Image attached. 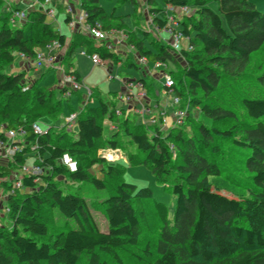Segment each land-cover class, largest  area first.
Wrapping results in <instances>:
<instances>
[{
  "label": "trees",
  "instance_id": "1",
  "mask_svg": "<svg viewBox=\"0 0 264 264\" xmlns=\"http://www.w3.org/2000/svg\"><path fill=\"white\" fill-rule=\"evenodd\" d=\"M121 1L136 5V0ZM155 1L147 0L146 6L153 24L160 29L167 23V7H188L194 12L179 22L192 51L182 48L180 55H175L168 46L155 44L154 52L144 47L143 41H133L139 53L153 63L181 66L178 78L170 75L174 94L184 102V116L180 125L166 132L148 131L140 122L133 124V130L126 117L122 129L127 144L133 143L136 153L143 155L140 165L149 167L175 197L172 214L167 205L153 200L151 190L125 183L121 165L108 164L104 179L89 175L92 167L106 163L92 158V154L103 138L101 121L107 117L112 120L115 108L101 102L97 108L81 112L75 137L64 147L53 142L50 125L43 136L35 137L30 130L32 123L20 117L12 121L10 117V107L22 99L40 108L53 99V112L60 114L65 107L63 91L60 98L52 92L45 97V88L37 83L32 92H22V73H0V97L4 99L0 103V140L4 141L1 133L5 125L7 130L24 128L27 142L10 161L11 167L0 166V177H7L13 166L20 170L28 167V157L37 162L33 167L49 171L23 176V188L31 192L22 196L18 192L7 196L10 183L0 182L10 209L5 219L12 223L10 230L0 229V264H80L83 260L106 264L105 258L122 264L120 252L137 250L140 245L142 222L151 210L143 203H152L160 229L153 247L147 245L140 255L133 254L138 264H264V70L250 86L240 89L237 103L225 90L230 80L243 83L240 79L252 56L264 47V11L258 10L254 0H164L163 10L152 7ZM81 7L87 12V24L99 26L104 11L98 0H85ZM54 41L63 45L65 38L40 12L31 13L22 29L10 28L6 19H0V60L5 63L14 61L12 52L34 59L39 50ZM77 43L72 44L68 58ZM101 57L119 62L107 52ZM71 73L80 81L77 72ZM222 94L227 95L225 99ZM191 110L198 112V118L191 116ZM120 131L119 127L106 140L109 149L119 148ZM222 141L241 154L239 168L247 177L243 197L229 198L212 188L211 180L221 177L227 165ZM64 154L76 161V172L70 173L59 164ZM136 156L129 154L127 159L133 164ZM79 160L83 164L78 165ZM58 177L88 183L96 191L107 193L102 200L106 232L97 226L85 198L57 183ZM173 177V185L166 187ZM46 209L57 210L73 226L51 233L43 219Z\"/></svg>",
  "mask_w": 264,
  "mask_h": 264
},
{
  "label": "rangeland",
  "instance_id": "2",
  "mask_svg": "<svg viewBox=\"0 0 264 264\" xmlns=\"http://www.w3.org/2000/svg\"><path fill=\"white\" fill-rule=\"evenodd\" d=\"M257 8L259 11H264V0H254ZM2 1H0V6L2 5ZM136 6L142 5L146 3V0H136ZM100 6L104 10V14L110 19L111 21H114L115 23H121L122 20L125 26L128 28H132L133 25V16H136L137 14L141 15L140 17L144 18V15L147 18L146 12H145V6L142 5V10L137 8V12L134 9L135 4L132 2H121L118 4L117 0H100ZM152 7L155 9H164L166 8V3L164 0H156ZM12 8H16V5H12ZM21 11H27V7H19ZM147 10V9H146ZM63 13V10H61ZM61 13V14H62ZM136 13V15H135ZM149 15L150 12H147ZM64 14V13H63ZM5 17V16H4ZM7 17H9L7 15ZM114 18L117 19L114 20ZM122 18V19H121ZM136 20V19H135ZM150 20H152V17L150 16ZM112 24V28L118 29L119 25ZM139 23V22H138ZM136 21V24H138ZM150 23V22H149ZM59 26L62 33L66 36L68 40H71L73 33L68 28L67 24L64 22L63 15H59ZM138 27V25H136ZM141 27V25H140ZM139 28V27H138ZM119 30V29H118ZM122 31L123 29L120 28ZM140 32V31H139ZM152 34V33H151ZM153 36V37H152ZM151 38L155 42L156 37L152 34ZM140 37H143L142 32L140 33ZM150 38H147L146 43L149 47H153V43ZM94 41V40H93ZM159 45H163L162 43H159ZM149 47H146L148 50ZM74 56L70 58L62 57V63L63 67L66 71L70 69V65H74V69L81 75V81L83 83V91L82 92H73V99L71 98H62L63 103L65 107L61 111V113H54L53 112V106L54 100L52 99L48 104L40 108L37 105H34V103L29 102L28 104L25 103V100H21L19 103H16V105H13L10 107V117L11 120L14 121L18 119L19 117L21 119H25L27 122L30 123H40V125L46 129L48 125L51 126V132L53 137V142H58L62 146H66L69 143V140H71L72 136H74L73 133H76L77 128L76 127H69L67 126L66 119L70 116V112H76L79 113L81 109L84 110V97L88 93V90L90 91V95L88 97L89 102L87 103L86 107L88 108H94L100 106L101 102L105 103L109 106L110 109L116 108L118 110L121 109H127V105L125 102H123L120 98L123 95V85L119 82L120 78L128 79V80H134L137 81L141 77H143V72L141 69H137L135 67H129V65L136 64V61L134 58L127 57L128 55L117 57L119 60H121L123 68L115 67L113 78H109L107 76L106 70L101 66H94L91 62V60L86 56H81L80 52H88V48L86 46L84 47H77L75 48ZM106 48L104 47V50L102 52H98L101 55L103 53H106ZM13 56V62L8 64L4 61L0 60V73L3 74H17L22 73L23 74V80H22V92L25 91H31L33 90V86L37 83H40V86L45 88V97H47V92L54 93L56 98L62 97L61 89H60V78L57 73H49L44 74L43 71H41L36 63L34 64V59L32 61H25L20 58V55L17 52H12ZM112 62V61H111ZM181 62V61H180ZM114 64V62H112ZM116 64V63H115ZM167 68L166 71L168 73H173L176 78H178L179 72L181 70V66L178 64H166ZM137 66V64H136ZM261 70H264V47L257 53H255L251 58V63L246 71V73L241 77L240 81H243L241 84H236L234 81L230 80L226 83L225 90L228 91V96L232 95L231 98L235 100L234 102L238 101L240 99V96L242 95L241 88H246L247 86H250L251 83H253V79L256 75L261 73ZM43 77V78H42ZM42 80V81H41ZM146 85H147V93L149 98L151 99V102H158L159 107L156 111H151L152 115H156L155 118H149V113L143 112L144 116H138L137 114H134V112H130L128 116H125V113L123 111H115L114 118L111 120L107 117L108 120L104 119L102 120V126L104 128L103 132V138L96 144V150L92 154V158H99L104 159L106 163L104 165L97 164L94 167H92L91 170H89V175L91 177H98L100 179H104L103 170L107 168L108 164L111 165H121L124 168V173L122 176V179L125 183L133 184L138 189H144L147 188L151 190L152 192V198L157 203L165 204L167 205L170 214H172L176 199L174 196L170 194V192L166 191L164 185L160 184L155 176L153 175L151 169L149 167H145L140 165L141 160L143 159V155L141 153H136V148L134 147L133 143H128V139H126L122 124L124 121V118H128L129 122V128H133V124L136 122L145 123L146 129L155 130L160 129L163 130V132H166L167 130H171L173 127L180 125V123L176 122L178 117H175V123L172 118V113L175 111H184V102L180 101L178 104H173V99L176 94L168 97L167 92L164 90L165 80L164 78L157 80L152 77L146 78ZM32 92V91H31ZM79 93V94H78ZM226 93V92H225ZM227 95L222 94V99L226 97ZM70 99V102H67ZM4 102V99L0 97V103ZM69 103L70 105H67ZM237 103V102H236ZM28 105V107H26ZM70 106L72 108H70ZM181 110H180V109ZM72 109V110H71ZM87 109L85 111H87ZM183 109V110H182ZM164 111L166 113L165 116V123H163L160 119V112ZM25 113V114H23ZM28 114V115H26ZM191 116L198 118V112L191 110L190 111ZM175 115V113H174ZM141 117V118H140ZM1 118V114H0ZM64 118V119H63ZM61 119L64 120V123L61 121ZM105 121V122H103ZM114 124L118 128L120 127V136L119 141H121L120 146L116 150H111L106 145L107 140V134L106 128L107 124ZM50 123V124H49ZM153 123H156L155 125ZM15 124V122H13ZM2 128V132L7 130L5 125ZM106 127V128H105ZM221 128H226L227 126H220ZM74 128V129H73ZM17 129V128H16ZM148 130V131H149ZM1 131V130H0ZM125 142V143H124ZM11 144L20 146L21 150L25 145H27L24 142V139L21 141L19 138L15 139L14 142ZM222 148L227 153L226 156V168H223V175L219 178H215L211 180L212 188L214 191L218 192L219 194L225 195L229 198H236V197H243L246 195L244 193V187L246 183V175L243 173L241 168V154L239 153L238 149H235L233 145L229 144L226 141H222ZM123 146H125L123 148ZM137 156L135 157V162L131 164L127 157L129 154ZM8 155L5 153V151L2 152L0 155V166L2 168L4 167H11L13 163H11L10 159L7 158ZM33 158V157H31ZM30 157L27 158V164L28 167H33V165H36L37 162L34 159H31ZM176 158V153L173 154V159ZM83 164L82 161H78V165ZM226 164V163H225ZM240 166V168H239ZM12 172L7 177H0V182L4 183H11V179H22V171L19 167L13 166L11 169ZM56 182L60 183L62 186L67 188L72 193L79 192L86 200L88 207L90 209L91 214L93 215L95 222L99 229L102 232L107 231V223L104 215V210L102 207V200L107 198V193L103 191H96L94 187L91 184L88 183H79V182H72L66 177H58L56 178ZM174 182V177L172 180H167L166 187L172 186ZM5 192V191H4ZM3 192V188H0V208L3 207V205H6V199L7 196ZM27 192H31V190L21 189L18 194L19 196L24 195ZM19 198V197H18ZM148 208L150 205L151 210H149L152 215L149 216L146 215L145 220L142 222L141 226V236H140V245L137 250H130L129 252H120L119 256L121 259L122 264H138L137 259L133 254L140 255L141 251L145 249L147 245H150L151 247L154 246V244L157 241L158 238V231L160 229L159 221L157 220L156 216L154 215V211L152 209V203H143ZM146 211V213L148 212ZM3 211L0 212V221L2 222V228L5 229H11L12 223L3 218L2 216ZM43 219L45 223L47 224L49 230L51 233H59L62 231H65L69 226H73V223L71 221H66L57 210H50L46 209L43 214ZM106 264H116L111 259L105 258ZM80 264H87L84 260Z\"/></svg>",
  "mask_w": 264,
  "mask_h": 264
},
{
  "label": "crops",
  "instance_id": "3",
  "mask_svg": "<svg viewBox=\"0 0 264 264\" xmlns=\"http://www.w3.org/2000/svg\"><path fill=\"white\" fill-rule=\"evenodd\" d=\"M0 1L3 2L2 5L0 6V19L1 20L6 19L7 24L10 28L22 29L25 26L27 19H28V16L31 13L40 12L38 9V6H37V2L38 1L40 2L42 0H0ZM83 1H85V0H51V6L55 8L54 15H53V17H49V16L45 15L46 20L48 23H50L52 25V28L54 29V31L57 32L58 35H62L65 38L64 44L60 45L61 49L57 52L58 56L68 58V53L71 49L72 44L75 41H77L78 43H77L76 48L77 47H84V46H86L88 48V52H85L86 55H82L83 51L80 52L81 56H86L89 58V56L92 54H98L101 57V54L98 52H102L104 50V47H105L107 53L113 54L115 57H120L122 55H124V56L128 55L127 57L132 56L134 58V60L136 61V64H137L138 58L142 57L143 55L139 53V51L136 49V47H134V45H133L134 40L135 41L141 40V42L143 41L142 43L144 44V47H149L148 44L146 43V41H147V38H150L152 40L151 36L153 34L156 37L157 41L154 42L152 40V43H154V44H152L154 48L149 47L150 50H153L155 52L156 51V45H158V43H162L164 46H167L165 41L168 40V36L160 28L155 26L153 24L152 20H150L151 15H149L147 13V12H149L147 6H145V12H146L147 18L145 15H144V18L140 17V15L143 11L142 9L144 8V7L142 8L141 6L146 5L147 0H146V3L139 5L138 7L136 5L134 6V9L136 12L138 10L137 8L141 9L142 11L140 14L136 15V13H135L136 16H133V25H132L131 29L128 28L127 26H125V24L123 23L122 20H119V21H121V23H115L114 21H111L110 19H108V17L105 14H103L104 19L102 21H100L98 24L102 28V30L107 35H109L107 40H105L103 42L102 41L99 42V41H95V40L93 41L88 35H86V32H85L86 29L84 26H77L76 28H70L68 25L69 15L67 14V9L70 7L72 10V16L77 17L80 14V12L84 11L81 7ZM117 1H118V4L122 2L121 0H117ZM12 5H16V8H14V10L12 8ZM21 6L27 7V11H22V12L26 13V17H27L26 21L21 22L18 20L15 22L14 25H11V22L9 21V19H10L9 13L12 11H21L19 9V7H21ZM98 6L101 7L100 6V0H98ZM61 10H63L64 14L61 12ZM40 13H42V12H40ZM7 15L9 17H7ZM59 15H63L64 22L67 24L68 28L73 33L71 40H68L66 38V36L60 30ZM114 20L117 21L116 18H114ZM136 21H137V23L138 22L139 23L136 24ZM110 22H112L114 24H118L119 30L112 28V24ZM136 25H138L139 28ZM140 25H141V27H140ZM120 28H122L123 30L121 31ZM141 32L143 34V37H140ZM184 48H186V47L184 46ZM75 50L76 49L73 50L71 57L74 56ZM39 52L43 53V52H45V50L42 49V50H39L38 53ZM19 55H20V58L22 59L21 54H19ZM71 57H69V58L71 59ZM144 57H146V56H144ZM147 60H148V63L145 67H138V65L136 66V64L129 65V67L133 66L137 69L142 70L143 77H141L139 80L134 81V80H128L126 78H124V79L120 78L122 81L119 80V82L123 85V95L121 96L120 99L126 103L127 109L118 110L115 108V111H123L125 113V116H128V114L132 111L134 112V114H137L138 116H144L142 114L143 110H148L149 112H146V113H149L148 114L149 118H155L156 117V115H152V112L156 111L158 109L159 103L158 102H151V99L149 98L148 93H147V89H146L147 88L146 78H148L150 76L154 79L160 80L163 78V73H164L163 71H165V72H167V71H166V69L165 70H163V69L155 70L154 69L155 63H153L149 58H147ZM104 61L111 64L112 69H114L116 66L119 68L120 67L123 68L121 60H119V62L116 64L115 63L113 64L110 60H104ZM178 62L180 64L182 63V62H180V60H178ZM70 68H72V70L77 72L76 69H74L73 64H71ZM166 68H167V65H166ZM41 71L44 72V74H42L43 76L45 74H49V73H57L59 78H60L59 82H61L62 76L58 71L52 70V69H50V70H42L41 69ZM113 72H114V70H113ZM79 77H80V82L82 83L80 74H79ZM126 82L127 83L132 82L134 85V88H133L134 90L130 89L129 87L127 88ZM82 85H83V83H82ZM163 88L167 92V89L165 88V86ZM82 91H83V88L79 91V93ZM86 95L84 97V102H86V103L85 104L83 103V106L85 107L84 110L87 109L86 105L89 102L88 98H86ZM167 96L170 97L172 95H169L167 92ZM73 97L74 96L70 97L71 100L73 99ZM68 102H70V99ZM70 108H72V107L70 106ZM94 108H97V107H94ZM84 110L81 109V111L78 113V117H79V114L81 112H83ZM75 113L76 112H73V110H72V112H70V115L75 114ZM174 116H175L174 113H172V118H173V121L175 123V117ZM78 117H77V119H78ZM63 119H61V121L64 123ZM65 119L67 120L68 118H65ZM77 119H76V122L73 125V127H76ZM105 119L108 120L107 118H105ZM103 122H105V121H103ZM106 126H107V128L105 127L106 132H108V133H106L108 136L107 139L110 136H112L114 133L118 132L119 128L117 126H115L114 124L108 123ZM73 134H74V136H72V138L75 137V133H73Z\"/></svg>",
  "mask_w": 264,
  "mask_h": 264
},
{
  "label": "built area",
  "instance_id": "4",
  "mask_svg": "<svg viewBox=\"0 0 264 264\" xmlns=\"http://www.w3.org/2000/svg\"><path fill=\"white\" fill-rule=\"evenodd\" d=\"M37 6L40 12H42L44 15H47L49 17H53L55 8L51 6V0H42L37 2ZM167 23L164 28L161 30L168 36V40L165 41L167 46L170 48L172 53L175 55H180V51L184 46L188 51H192V48L187 47L186 45V37L182 30L180 29L179 22L186 16H189L192 12L191 9L188 7H167ZM67 14L69 15V22L68 25L70 28H76L77 26H84L86 29V35H88L92 40L103 42L107 40L109 35H107L100 26H90L87 24V12L82 11L77 17L72 16V10L69 7L67 9ZM11 22V25H14L16 21H26V13L22 11H12L9 13ZM61 49L60 43L58 41H54L47 45L44 50L45 52H39L36 57L34 58V64L36 63L37 67L41 70H56L58 71L62 78L60 82V89L63 91V98H70L73 95V92H79L83 87L82 83L76 79V77L71 73H67L65 68L63 67L62 63V57L57 55V52ZM82 55H86L85 52H82ZM22 59L25 61H32L33 59H30L28 57H25L21 55ZM91 62L95 66H101L103 67L106 72L107 76L109 78H113V69L112 65L102 60V58L98 54H92L89 56ZM148 63V60L146 57L142 56L139 57L137 60L138 67H145ZM155 70L158 69H166V65L162 63H155ZM163 78L165 80V88L167 89V92L169 95H174L173 87H174V80L170 73L163 71ZM121 80V79H120ZM122 81V80H121ZM127 88L130 89L134 88L133 83H127ZM90 95V91L88 90V93L86 95V98H88ZM180 102L178 97H174L173 104H178ZM86 102H84L85 104ZM143 112H149L148 110H143ZM142 112V114H143ZM185 111H175V116L178 117L177 121L181 124V119L184 116ZM165 116L166 113L164 111L160 112V120L165 123ZM78 117V113L71 114L69 118L66 120L67 126L73 127V125L76 122V119ZM154 125L156 123H153ZM30 130L33 133L35 137H41L43 134H45L44 128L38 124L33 123L30 126ZM4 136V141L0 140V155L3 151L8 155L7 158H9L12 161V158L15 156L16 153H18L21 148L20 146H16L11 144L14 142L15 139L19 138L21 141L26 136V130L24 128H18L16 130H5L1 133ZM59 164L63 167H65L70 173H74L77 171V163L76 161L71 158L68 154H64ZM23 176H38L44 173H48L49 171L42 169L40 167H23L21 169ZM1 186V184H0ZM1 188V187H0ZM21 189H23L22 179L16 180L14 178L11 179L10 183V190L7 192V196L11 195L13 196L15 193L19 192ZM3 211V218H5L6 215L9 214L10 209L7 205H3L2 208H0V212ZM2 228V222L0 221V229Z\"/></svg>",
  "mask_w": 264,
  "mask_h": 264
},
{
  "label": "clouds",
  "instance_id": "5",
  "mask_svg": "<svg viewBox=\"0 0 264 264\" xmlns=\"http://www.w3.org/2000/svg\"><path fill=\"white\" fill-rule=\"evenodd\" d=\"M190 9H191V8H190ZM191 12H192V13H191L190 15H193V13H194V12H193V10H192V9H191ZM68 118H69V117H68Z\"/></svg>",
  "mask_w": 264,
  "mask_h": 264
},
{
  "label": "bare ground",
  "instance_id": "6",
  "mask_svg": "<svg viewBox=\"0 0 264 264\" xmlns=\"http://www.w3.org/2000/svg\"><path fill=\"white\" fill-rule=\"evenodd\" d=\"M134 90V89H133ZM128 95V94H127ZM132 98V97H131Z\"/></svg>",
  "mask_w": 264,
  "mask_h": 264
}]
</instances>
